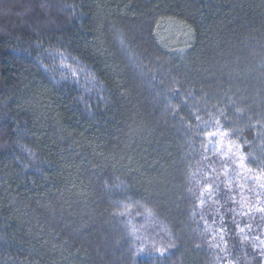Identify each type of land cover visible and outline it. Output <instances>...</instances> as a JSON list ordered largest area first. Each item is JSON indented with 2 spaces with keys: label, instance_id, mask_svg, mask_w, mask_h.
Returning <instances> with one entry per match:
<instances>
[{
  "label": "trees",
  "instance_id": "obj_1",
  "mask_svg": "<svg viewBox=\"0 0 264 264\" xmlns=\"http://www.w3.org/2000/svg\"><path fill=\"white\" fill-rule=\"evenodd\" d=\"M0 264H264V0H0Z\"/></svg>",
  "mask_w": 264,
  "mask_h": 264
}]
</instances>
